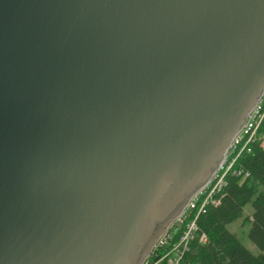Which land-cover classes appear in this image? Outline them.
<instances>
[{"label":"water","instance_id":"1","mask_svg":"<svg viewBox=\"0 0 264 264\" xmlns=\"http://www.w3.org/2000/svg\"><path fill=\"white\" fill-rule=\"evenodd\" d=\"M264 94V0H0V264H144Z\"/></svg>","mask_w":264,"mask_h":264},{"label":"trees","instance_id":"2","mask_svg":"<svg viewBox=\"0 0 264 264\" xmlns=\"http://www.w3.org/2000/svg\"><path fill=\"white\" fill-rule=\"evenodd\" d=\"M235 168L248 176H227L222 203L209 208L198 219L199 230L183 264H264V150L255 144L251 153L241 156ZM249 205L253 208V213L246 217L251 224L249 238L259 249L258 255L227 227L241 219ZM203 234L206 242L200 240Z\"/></svg>","mask_w":264,"mask_h":264},{"label":"built area","instance_id":"3","mask_svg":"<svg viewBox=\"0 0 264 264\" xmlns=\"http://www.w3.org/2000/svg\"><path fill=\"white\" fill-rule=\"evenodd\" d=\"M255 144L264 150V94L231 140L212 181L164 231L144 264H183L184 256L190 251V244L198 233V219L209 208L221 205L227 176H248L235 166L244 153L252 152ZM200 240L206 242V235L203 234Z\"/></svg>","mask_w":264,"mask_h":264},{"label":"rangeland","instance_id":"4","mask_svg":"<svg viewBox=\"0 0 264 264\" xmlns=\"http://www.w3.org/2000/svg\"><path fill=\"white\" fill-rule=\"evenodd\" d=\"M252 213V206H247L244 212V216L241 219L229 224L227 227L231 233L237 235L239 240L247 249H249L253 254L258 255L259 249L253 244V242L249 238L251 224L249 221H246V217L250 216Z\"/></svg>","mask_w":264,"mask_h":264}]
</instances>
